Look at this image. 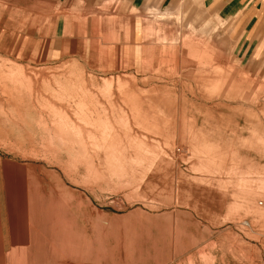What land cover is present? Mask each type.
Wrapping results in <instances>:
<instances>
[{"label":"rangeland","instance_id":"1","mask_svg":"<svg viewBox=\"0 0 264 264\" xmlns=\"http://www.w3.org/2000/svg\"><path fill=\"white\" fill-rule=\"evenodd\" d=\"M12 2L0 0L8 260L264 264V51H240L237 26L198 0H175L163 22L152 12L169 8L124 0ZM135 29L150 55L118 64L121 46L134 60Z\"/></svg>","mask_w":264,"mask_h":264},{"label":"crops","instance_id":"2","mask_svg":"<svg viewBox=\"0 0 264 264\" xmlns=\"http://www.w3.org/2000/svg\"><path fill=\"white\" fill-rule=\"evenodd\" d=\"M14 3L11 4V9H19L18 6ZM62 2H71V1H81V0H60ZM87 1H93V0H87ZM129 8H137V9H164L169 8L165 10L164 12L155 11L152 13H162L167 17L168 14L172 13V10L175 8V0H124ZM202 7L207 9L209 14H211L213 17H217L218 19H221L223 21L230 22L237 26V37L236 41H239V49L240 51L244 49L245 54L250 53L254 50H261L264 51V0H198ZM151 19L157 21L156 19L150 17ZM178 24L180 28L182 27L183 21L181 18L178 17ZM166 20V19H165ZM163 20V21H165ZM161 20V22H163ZM193 24V23H192ZM187 28H190L191 22H187L186 24ZM150 31V29H149ZM197 32V31H196ZM193 32H191L192 34ZM178 36L179 41H182L187 37V34H183L181 32L175 34ZM138 30L135 29L134 34L131 39L129 40V43L126 45L132 44L131 47L133 50V58L129 59V56H127V49L125 46H121L120 50L124 51V54H126V57L123 58L122 56L120 58H123L119 63L125 62L127 66L135 65L134 62L136 60L134 54L136 55V48L140 49L142 56L146 55L149 56L150 52L148 53L147 47H145L146 44L143 42V38H140L139 41H137ZM16 36L12 38V36H9L8 39H11L13 41H16ZM190 40H194V38H190ZM12 41V42H13ZM14 47V46H13ZM118 47H114L116 50ZM17 49V47H14V50ZM109 46L105 45L103 47H100V53L103 55L102 58L104 60V68L105 65L109 66L111 63V60L108 58L107 55H109ZM17 53L19 54V50L17 49ZM129 55V54H128ZM208 56L212 57H218L215 56L213 53L207 54ZM243 55V54H242ZM108 59V61L106 60ZM216 59V58H214ZM143 58V62H144ZM108 63V64H107ZM113 64H116L114 62ZM110 69V68H109ZM107 70V69H106ZM144 71V69H143ZM23 180V178H20V180ZM22 183V182H21ZM20 183V184H21ZM3 191V192H2ZM21 193V191H20ZM4 189H1L0 191V264H21L18 263L16 260H8V249L11 250V241L8 242V231L6 230L5 223H4V216L6 212L5 208V199L3 197L5 196ZM23 206V203H22ZM21 206V208H22ZM26 264V263H24ZM33 264V263H32Z\"/></svg>","mask_w":264,"mask_h":264},{"label":"bare ground","instance_id":"3","mask_svg":"<svg viewBox=\"0 0 264 264\" xmlns=\"http://www.w3.org/2000/svg\"><path fill=\"white\" fill-rule=\"evenodd\" d=\"M74 12V11H73ZM162 14H160V15H158V13H154V15H153V17L155 18V19H158V20H162L161 18H162ZM163 21V20H162ZM176 40V39H175Z\"/></svg>","mask_w":264,"mask_h":264}]
</instances>
